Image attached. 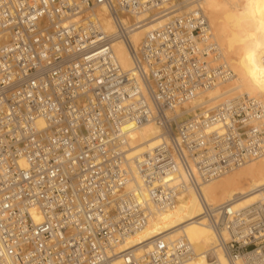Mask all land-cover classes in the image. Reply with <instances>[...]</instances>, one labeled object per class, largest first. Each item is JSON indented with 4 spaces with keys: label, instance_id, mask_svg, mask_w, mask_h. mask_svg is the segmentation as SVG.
I'll return each mask as SVG.
<instances>
[{
    "label": "built area",
    "instance_id": "1",
    "mask_svg": "<svg viewBox=\"0 0 264 264\" xmlns=\"http://www.w3.org/2000/svg\"><path fill=\"white\" fill-rule=\"evenodd\" d=\"M196 2L0 0V264H182L193 255L182 235L119 247L188 189L229 264H264V200L236 211L200 194L264 157V104L241 96L204 122L175 116L228 76ZM99 8L118 35L120 15L175 13L128 47L142 88L121 82ZM149 121L163 141L127 159L129 129Z\"/></svg>",
    "mask_w": 264,
    "mask_h": 264
},
{
    "label": "bare ground",
    "instance_id": "2",
    "mask_svg": "<svg viewBox=\"0 0 264 264\" xmlns=\"http://www.w3.org/2000/svg\"><path fill=\"white\" fill-rule=\"evenodd\" d=\"M235 3V0H197L196 2L195 7L209 16L207 21L210 35L220 49L227 66L228 76L225 81L215 83L210 89L199 90L193 99L180 106L175 112V116L180 120L191 117L198 122H204L214 115L219 106L241 96H247L250 99H256L255 97L258 96L264 99V75L259 77L256 75L258 70L239 64L233 66L234 73L227 65L225 56L218 45L219 43L223 47L226 54H236L233 46L235 26L242 24L243 21L241 18L236 20ZM251 7L256 14L250 28L260 25V29L264 30V0H255V5ZM184 9L189 11L194 9V6H187ZM163 12L160 9H153L137 15L118 16L117 21L126 29L118 35L115 20L109 16L108 12L104 8L96 11L102 30L112 37V50L123 74L121 82L135 79L142 88L143 83L137 79L128 47L137 48L146 34L164 25L170 19V15L175 14ZM225 84L229 87L219 89ZM234 93L239 95L236 98L231 97ZM162 136V130L153 121L132 126L127 133V159L149 152L163 141ZM234 170L200 186V194L209 205L230 202L234 210L240 211L264 200V157L250 160ZM231 172L233 174L228 175ZM137 182L139 185L138 179ZM143 196L147 199L145 194ZM201 214L202 208L197 196L188 189L187 193L178 200L174 209L155 213L147 226L126 240L119 250L133 248L158 235L171 237L182 235L193 248L192 257L182 264H207L205 259L207 251H211L214 262L229 264L221 252L215 248L214 236L207 224L199 217ZM234 264H242V261L237 259Z\"/></svg>",
    "mask_w": 264,
    "mask_h": 264
},
{
    "label": "rangeland",
    "instance_id": "3",
    "mask_svg": "<svg viewBox=\"0 0 264 264\" xmlns=\"http://www.w3.org/2000/svg\"><path fill=\"white\" fill-rule=\"evenodd\" d=\"M235 2L236 3L238 2L237 4L235 3V7H236L235 11L237 12L236 20L241 18L243 21L242 24L236 25L235 26L236 31L234 30L236 34H235L233 46L236 54L235 55L226 54L225 50L218 43L217 39L214 38V40L220 46L225 56L226 63L233 72H234L233 66L239 64L241 66L254 68L256 69V71L258 70L256 75L262 77V75H264V30L260 29L261 28L259 27L260 25H258V27L256 28H252V29L250 28L253 25L252 21L255 19V14H256V11H252V7H251V5H255V0H235ZM205 15L209 21L208 14L206 13ZM228 87L229 86L225 84L221 86L219 89H225ZM238 95H239L238 93H234L231 97L236 98ZM255 98L264 103L263 98L258 96H256ZM230 174H233V172L229 173L228 175Z\"/></svg>",
    "mask_w": 264,
    "mask_h": 264
}]
</instances>
